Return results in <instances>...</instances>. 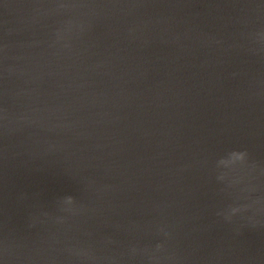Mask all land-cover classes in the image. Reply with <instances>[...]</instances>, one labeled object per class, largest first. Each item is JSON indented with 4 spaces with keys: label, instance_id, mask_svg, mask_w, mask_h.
<instances>
[{
    "label": "water",
    "instance_id": "1",
    "mask_svg": "<svg viewBox=\"0 0 264 264\" xmlns=\"http://www.w3.org/2000/svg\"><path fill=\"white\" fill-rule=\"evenodd\" d=\"M56 2L0 0V115L34 121L0 120L3 264H80L66 246L129 264L157 223L180 264H264V228L215 216L230 197L211 171L232 147L264 168V53L244 41L260 0H65L102 7L63 51L66 17L37 15ZM65 196L81 216L29 228Z\"/></svg>",
    "mask_w": 264,
    "mask_h": 264
},
{
    "label": "clouds",
    "instance_id": "2",
    "mask_svg": "<svg viewBox=\"0 0 264 264\" xmlns=\"http://www.w3.org/2000/svg\"><path fill=\"white\" fill-rule=\"evenodd\" d=\"M37 7V15L49 14L63 15L66 18L53 32L51 47L58 50H67L73 38L81 35L89 26V19L97 15L96 8L99 5L81 4L57 0L49 6L50 11H40ZM258 7H264V0H260ZM80 9H87L80 12ZM247 50L252 54L264 53V26L248 31L244 35ZM9 73L14 70L7 69ZM9 131H15V125L32 124L34 121L27 115L9 119L7 114L0 115ZM11 125V127H9ZM205 165L209 162L204 161ZM211 171L217 184L222 186L230 197V202L220 207L215 216L227 225H234L235 231L241 228H264V168L258 167L250 158L249 152L243 147H232L224 151L211 162ZM83 210L72 196H65L53 204L52 212L37 210L29 216V228L38 223L51 221L56 224H64L67 221L81 216ZM39 218V219H38ZM149 242L139 241L128 247L120 259L129 264H180V258L170 246L171 231L166 223H157L145 230ZM154 241V242H153ZM65 251L70 258H74L80 264H97L98 257L91 247L66 246ZM0 256L12 258V249L7 245H0ZM106 264H115L111 257H105ZM0 264L3 261L0 260Z\"/></svg>",
    "mask_w": 264,
    "mask_h": 264
}]
</instances>
